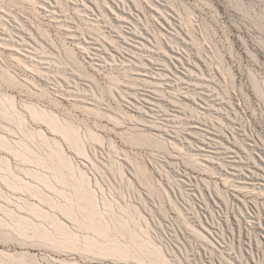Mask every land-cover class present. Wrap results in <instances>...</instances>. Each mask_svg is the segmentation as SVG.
Returning a JSON list of instances; mask_svg holds the SVG:
<instances>
[{"label":"rangeland","instance_id":"1","mask_svg":"<svg viewBox=\"0 0 264 264\" xmlns=\"http://www.w3.org/2000/svg\"><path fill=\"white\" fill-rule=\"evenodd\" d=\"M18 263L264 264V0H0Z\"/></svg>","mask_w":264,"mask_h":264},{"label":"bare ground","instance_id":"2","mask_svg":"<svg viewBox=\"0 0 264 264\" xmlns=\"http://www.w3.org/2000/svg\"><path fill=\"white\" fill-rule=\"evenodd\" d=\"M208 150V149H207ZM199 162V161H198ZM232 170L231 171H229V173H234V168H231ZM235 174V173H234ZM243 183H246V184H254L253 182H243ZM11 259H13V258H11ZM28 263V262H27ZM30 263V262H29ZM19 264V263H18Z\"/></svg>","mask_w":264,"mask_h":264}]
</instances>
